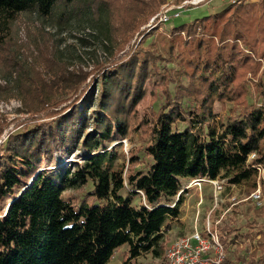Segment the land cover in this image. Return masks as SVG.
<instances>
[{
  "label": "trees",
  "instance_id": "16d2710c",
  "mask_svg": "<svg viewBox=\"0 0 264 264\" xmlns=\"http://www.w3.org/2000/svg\"><path fill=\"white\" fill-rule=\"evenodd\" d=\"M185 1L0 0V96L17 88L28 114L15 119L20 131L6 132L0 113V264H109L124 245L126 262L148 252L162 257L186 201L185 180L218 179L244 186L247 195L257 188L256 166L264 165V0H232L172 24L147 44L160 25L142 27L165 4ZM57 7L61 24L88 18L107 59L73 69L52 41L38 48L42 69L25 70L15 21L23 13L51 17ZM148 81L164 101L142 115ZM218 102L232 104L228 115L217 112ZM123 139L140 145L118 163ZM80 150L83 158L55 166ZM252 208L264 218V205ZM247 224L245 236L255 245L245 253L241 226L222 218L215 225L224 264H264V223Z\"/></svg>",
  "mask_w": 264,
  "mask_h": 264
},
{
  "label": "rangeland",
  "instance_id": "374dc122",
  "mask_svg": "<svg viewBox=\"0 0 264 264\" xmlns=\"http://www.w3.org/2000/svg\"><path fill=\"white\" fill-rule=\"evenodd\" d=\"M230 1L232 0H187L182 3L185 7L181 11V17L174 18L169 23H162L158 19H155L152 22V19L166 7L175 6L171 4H165L162 7V10L153 16L150 21L142 27L143 29H151L157 25H160L159 32L151 36L147 40V44L151 43L152 41L159 42L162 35L169 32L172 24L175 25L182 22L192 21L197 17L210 14ZM59 15L60 8L57 7L54 9V13L51 17H42L35 13H23L20 18L15 21L13 38L14 41H16L17 47L20 48L19 60L23 63L26 71H32L33 64H35L34 66H36V68L42 69V66H39L38 59H36L38 48L44 47L46 43H50L52 41L56 42L57 44L58 57L64 61H67L71 67H73V69L83 67L84 70H89L91 68L92 61L105 60L108 58L109 53L106 52V49L97 37L96 32H94L93 28L91 27V22L87 17L82 19L75 17L68 24H61L59 22ZM4 71V68L0 65L1 82H3L2 76L5 75ZM249 77L251 78L252 76L249 75ZM171 87H174V85L172 84ZM13 93L14 95L10 98H4L0 96V113L9 122L6 132L15 129L16 118L28 115L25 112L20 98L18 97L17 88H15ZM248 99L250 102H254L255 100V91L252 84L249 85ZM163 101L164 97L159 85H155L148 81L146 83V96L140 102V110L142 115L145 114V109L150 105V103H153L155 109L158 110L163 104ZM231 106V103H227L225 106H223L220 102H218L216 109L220 115H228ZM185 126V123L179 122L177 127L179 129H184ZM20 130L21 126L16 128L14 131L18 132ZM123 142L124 154H119L117 159L118 163H122L128 159V154L131 148L140 145V141L132 143L129 141V139H123ZM83 154L84 151L80 150L76 155L74 154L70 157L65 155L62 160H59L58 158L54 164H56L55 166L70 164L76 159L83 158ZM141 155L143 156L144 153L141 152ZM197 183L198 179L184 181L182 191H185L186 201L183 207L187 208V212L189 213L195 210L194 223L196 221V217L199 216L198 227L201 231H203L205 227V218L210 209L215 205L214 185L210 181H202L201 184ZM90 189H92V187L88 186L85 192L89 191ZM82 194H84V192L81 193V195ZM234 195H238L240 197L247 195L245 187L242 185L233 187L225 186L219 195V203L216 205L211 217L212 220L213 218H222L223 222L226 220L231 221L235 226L242 227L241 233L244 234V236H242V241L244 243L242 249L243 253H245L247 249H251L255 245V241H251L248 236H245V233L250 228L247 223H251L254 220H257L259 223H264V218H258L256 216L254 208H252L253 203L250 201H247L246 204H240L238 206L235 205L232 208H229L231 202L229 198ZM139 201L140 197L137 196L136 202ZM6 207L7 204L4 205V212H6ZM193 228L194 225L192 224L191 231ZM168 240L171 241V238L168 237ZM170 241H168V244ZM126 250L127 245L120 247L109 264H165V256L156 257L150 252L143 253L133 262H126L124 260Z\"/></svg>",
  "mask_w": 264,
  "mask_h": 264
},
{
  "label": "built area",
  "instance_id": "2783aa9c",
  "mask_svg": "<svg viewBox=\"0 0 264 264\" xmlns=\"http://www.w3.org/2000/svg\"><path fill=\"white\" fill-rule=\"evenodd\" d=\"M202 1V0H197ZM234 1V0H233ZM184 4L178 6H169L162 10L155 19L160 22H170L174 18L181 17V10L176 12H171L173 8H182ZM253 153L250 158L255 157ZM258 170L257 177V188L252 191L249 195L240 197L238 195L231 196L230 201L232 205L241 201H252L257 206L264 205V165L259 164L256 166ZM202 181H210L214 185V207L210 209L205 218V227L201 231L198 227L199 216L196 217L193 230L181 236H178L170 242L165 251V264H224V259L226 256V249L219 238V234L215 229V225L218 224L221 219L212 220L213 211L216 205L219 203V195L225 188V181L220 180H210L206 178H199L197 184H201ZM199 215V213H198Z\"/></svg>",
  "mask_w": 264,
  "mask_h": 264
},
{
  "label": "crops",
  "instance_id": "0c3cea01",
  "mask_svg": "<svg viewBox=\"0 0 264 264\" xmlns=\"http://www.w3.org/2000/svg\"><path fill=\"white\" fill-rule=\"evenodd\" d=\"M194 217H195V210L189 213L187 212V208L183 207L181 215L178 218L172 220L173 228L167 234V238L170 237L172 241L178 236L190 233L191 225L195 224Z\"/></svg>",
  "mask_w": 264,
  "mask_h": 264
}]
</instances>
